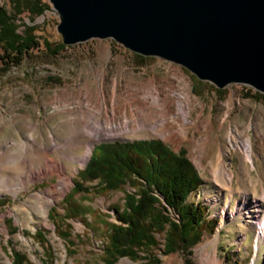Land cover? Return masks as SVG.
I'll list each match as a JSON object with an SVG mask.
<instances>
[{
	"label": "rangeland",
	"instance_id": "rangeland-1",
	"mask_svg": "<svg viewBox=\"0 0 264 264\" xmlns=\"http://www.w3.org/2000/svg\"><path fill=\"white\" fill-rule=\"evenodd\" d=\"M43 2L48 7L36 17L27 9L16 12L14 0H0L19 31L34 25L41 39L39 50L20 66L4 73L0 60V264H13L14 251L25 253L30 264H105L109 228L118 222L114 209L122 210L125 194L137 188L126 182L102 191L100 180L84 183L88 190L73 196L80 208L76 216L65 198L95 146L140 140H159L175 153L185 150L202 179L189 202L207 206L216 227L192 247V263L264 264V238L256 240L259 219L238 213L244 204H264V94L242 84L219 89L181 65L133 53L112 39L65 45L60 55L52 54L45 41L54 49L62 42L59 17ZM155 120L157 133H132L141 121L150 126ZM249 143L255 165L246 158ZM88 144L92 152L83 163ZM103 154L98 147L95 157ZM229 172L232 181L226 182ZM65 182L69 187L62 193ZM41 203L47 219L37 211ZM56 225L70 237L61 238ZM156 238L159 246L141 251V257L185 264L182 251L163 253L165 233ZM115 264L152 263L122 257Z\"/></svg>",
	"mask_w": 264,
	"mask_h": 264
},
{
	"label": "trees",
	"instance_id": "trees-1",
	"mask_svg": "<svg viewBox=\"0 0 264 264\" xmlns=\"http://www.w3.org/2000/svg\"><path fill=\"white\" fill-rule=\"evenodd\" d=\"M14 3L16 12L22 13L27 9L36 17L48 7L43 0H14ZM14 19L0 5V60L4 73L20 66L25 57L41 46V39L36 33L38 28L24 24L23 30L19 31ZM45 48L52 54L60 55L66 46L59 42L54 49L45 41ZM98 147L104 148L101 157H95ZM79 179L74 181L73 191L65 198L69 214L75 216L80 208H77L73 196L88 190L84 183L100 180L102 183L97 190L102 191L118 188L126 182L137 188L135 192L125 194L122 210L114 209L118 222L109 228L105 264H115L122 257L158 263L157 258L152 259L148 254L141 257L139 254L159 246L156 233H165V255L182 251L186 256L185 264H193L188 258L192 247L201 241L205 233L215 231L216 222L208 219L209 208L202 203L189 202L191 193L197 191L203 182L185 150L175 153L159 140L95 146L89 163L79 173ZM165 206L174 211L178 222L162 210L167 211ZM56 231L63 239L70 237L65 227L56 225ZM38 236L45 237L43 233ZM13 259V264L31 263L27 255L20 251L13 252Z\"/></svg>",
	"mask_w": 264,
	"mask_h": 264
},
{
	"label": "water",
	"instance_id": "water-1",
	"mask_svg": "<svg viewBox=\"0 0 264 264\" xmlns=\"http://www.w3.org/2000/svg\"><path fill=\"white\" fill-rule=\"evenodd\" d=\"M66 46L112 39L219 89L264 94V0H48Z\"/></svg>",
	"mask_w": 264,
	"mask_h": 264
},
{
	"label": "bare ground",
	"instance_id": "bare-ground-1",
	"mask_svg": "<svg viewBox=\"0 0 264 264\" xmlns=\"http://www.w3.org/2000/svg\"><path fill=\"white\" fill-rule=\"evenodd\" d=\"M179 107L182 110V112L184 113L185 118L187 119V116H186V112H187L186 109L187 108H186L185 103L183 101H181V104H180ZM156 121L157 120H155L150 126H144L143 125V121H141L139 123V125H140L139 130H134V131H132V133H136L138 131H143L145 129H149L151 133H157L158 132L157 131V127L158 126H157V122ZM163 121L166 122L165 120H163ZM162 127L166 128L165 124L162 125ZM164 138L167 139V136H164ZM244 147H245L246 154H247L246 158L249 159L253 163V165H255L253 154H252V150L250 148L251 144L249 143V144H247V147H246V145ZM91 152H92V144H88L87 151H86L85 155L82 158L83 163H86V161L89 159ZM218 174H219V170L217 169V170L214 171V176H218ZM231 176H232L231 172H229L227 175L223 176L224 181H226V182L228 181L227 177L229 178L230 181H232V177ZM60 185H61L60 192L63 193L69 187V182H65L64 184L61 183ZM57 193H55V194H57ZM262 201H264V200H262ZM248 204L242 205L241 208L238 209V213L240 215L247 214L248 218H255L256 217V218L259 219L258 233H257V236H256V240L259 241L262 238H264V204L262 202L258 201L257 205H255L256 209H252V207H254V205L250 207ZM33 208H35V207H33ZM37 208H38L37 211L40 214H42V216L45 219H47L48 212L46 211L45 206L41 203V204L38 205Z\"/></svg>",
	"mask_w": 264,
	"mask_h": 264
}]
</instances>
